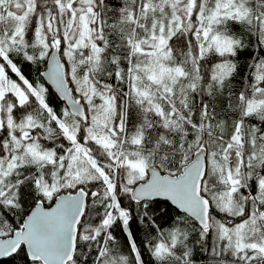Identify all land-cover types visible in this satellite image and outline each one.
<instances>
[{
    "label": "snow or ice",
    "instance_id": "6c2138e0",
    "mask_svg": "<svg viewBox=\"0 0 264 264\" xmlns=\"http://www.w3.org/2000/svg\"><path fill=\"white\" fill-rule=\"evenodd\" d=\"M14 254L264 264V0H0V257Z\"/></svg>",
    "mask_w": 264,
    "mask_h": 264
},
{
    "label": "trees",
    "instance_id": "16d2710c",
    "mask_svg": "<svg viewBox=\"0 0 264 264\" xmlns=\"http://www.w3.org/2000/svg\"><path fill=\"white\" fill-rule=\"evenodd\" d=\"M179 43V42H176ZM45 69V67L43 65L39 66V71H43ZM23 70L25 72L26 75L29 76L30 79H37V66L36 65H24L23 66ZM49 86V85H48ZM50 88V99L54 98L56 101V107L58 108H62L64 107V102L60 100L59 96L53 91V89L49 86ZM123 203L125 205H128L129 203H133L129 201V199L127 197L123 198ZM160 211H163V205H161V209ZM160 211H157L156 213H154V215L159 216L160 215ZM175 214V213H174ZM17 219H19V217H17ZM162 227L167 228L168 224L161 222ZM133 229H134V234L137 236V242L140 243L144 237H145V225H143L142 223L139 222V220L137 219L136 223L134 225H132ZM121 242L123 243L124 237L123 235L120 236ZM145 259H150V257L148 258V255L145 254ZM0 264H26V261L24 259V257L20 254H14L12 257H6V258H2L0 259Z\"/></svg>",
    "mask_w": 264,
    "mask_h": 264
},
{
    "label": "water",
    "instance_id": "95a60500",
    "mask_svg": "<svg viewBox=\"0 0 264 264\" xmlns=\"http://www.w3.org/2000/svg\"><path fill=\"white\" fill-rule=\"evenodd\" d=\"M43 71H45V69L43 70ZM42 71V72H43ZM51 87V86H50ZM52 88V87H51ZM53 89V91L56 93V91H55V89L54 88H52ZM57 94V93H56ZM58 95V94H57ZM59 96V95H58ZM2 258H6V257H0V259H2Z\"/></svg>",
    "mask_w": 264,
    "mask_h": 264
},
{
    "label": "bare ground",
    "instance_id": "6f19581e",
    "mask_svg": "<svg viewBox=\"0 0 264 264\" xmlns=\"http://www.w3.org/2000/svg\"><path fill=\"white\" fill-rule=\"evenodd\" d=\"M147 255V254H146ZM149 258V257H148Z\"/></svg>",
    "mask_w": 264,
    "mask_h": 264
}]
</instances>
